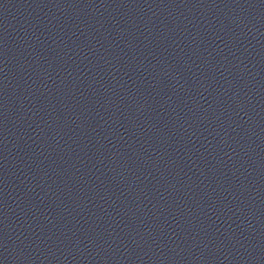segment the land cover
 I'll return each mask as SVG.
<instances>
[{
    "label": "water",
    "instance_id": "95a60500",
    "mask_svg": "<svg viewBox=\"0 0 264 264\" xmlns=\"http://www.w3.org/2000/svg\"><path fill=\"white\" fill-rule=\"evenodd\" d=\"M0 264H264V33L0 0Z\"/></svg>",
    "mask_w": 264,
    "mask_h": 264
}]
</instances>
